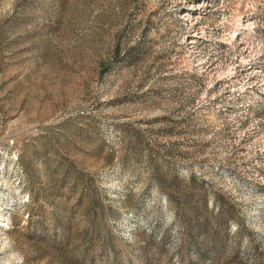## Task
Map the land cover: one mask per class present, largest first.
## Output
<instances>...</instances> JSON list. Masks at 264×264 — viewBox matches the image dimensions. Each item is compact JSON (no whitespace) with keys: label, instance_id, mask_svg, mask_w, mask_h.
<instances>
[{"label":"rangeland","instance_id":"obj_1","mask_svg":"<svg viewBox=\"0 0 264 264\" xmlns=\"http://www.w3.org/2000/svg\"><path fill=\"white\" fill-rule=\"evenodd\" d=\"M0 264H264V0H0Z\"/></svg>","mask_w":264,"mask_h":264}]
</instances>
